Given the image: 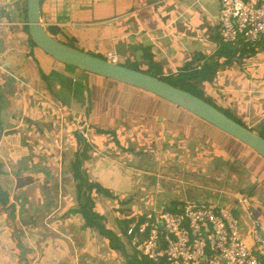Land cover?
Wrapping results in <instances>:
<instances>
[{
    "label": "crops",
    "instance_id": "1",
    "mask_svg": "<svg viewBox=\"0 0 264 264\" xmlns=\"http://www.w3.org/2000/svg\"><path fill=\"white\" fill-rule=\"evenodd\" d=\"M219 12V0L41 2L51 35L64 32L81 50L114 51L119 62L142 66L148 54L164 73L218 63L206 93L264 135V39L223 44ZM25 16L26 0H0V159L7 171L0 187L9 193L0 206V264H129L132 248L118 217L137 221L178 203L236 211V196H244L264 218L257 154L152 94L55 61L30 43ZM78 126H86L89 142ZM77 136L89 146L82 172L109 192L91 195L95 211L123 250L88 227L79 210L74 162L84 148Z\"/></svg>",
    "mask_w": 264,
    "mask_h": 264
},
{
    "label": "built area",
    "instance_id": "2",
    "mask_svg": "<svg viewBox=\"0 0 264 264\" xmlns=\"http://www.w3.org/2000/svg\"><path fill=\"white\" fill-rule=\"evenodd\" d=\"M219 1L223 44L264 39V2ZM103 55L119 63L114 51ZM77 132L89 142L86 126H78ZM235 202L237 215L215 202L187 204L177 211L154 208L143 214L142 223H131L125 235L139 257L153 264H264V218L247 197L236 196Z\"/></svg>",
    "mask_w": 264,
    "mask_h": 264
},
{
    "label": "water",
    "instance_id": "3",
    "mask_svg": "<svg viewBox=\"0 0 264 264\" xmlns=\"http://www.w3.org/2000/svg\"><path fill=\"white\" fill-rule=\"evenodd\" d=\"M41 2L26 0L28 37L39 50L61 64L142 90L175 105L240 142L264 160V137L228 117L210 103L157 77L59 41L51 35L42 20Z\"/></svg>",
    "mask_w": 264,
    "mask_h": 264
},
{
    "label": "trees",
    "instance_id": "4",
    "mask_svg": "<svg viewBox=\"0 0 264 264\" xmlns=\"http://www.w3.org/2000/svg\"><path fill=\"white\" fill-rule=\"evenodd\" d=\"M25 19L27 21L26 16H25ZM23 29L28 34L27 25L23 26ZM61 35H62L63 39L60 37V39H58V40L61 41L62 43L70 45V44L65 42V40L70 39V37L68 35H66L64 32H62ZM28 39H29L30 43H32V45H34L29 37H28ZM70 46H73V45H70ZM73 47H75V46H73ZM94 56L101 57L99 55H94ZM228 57L230 58V55H228ZM101 58H103V57H101ZM146 58H148L149 62L146 66L142 67L143 69L139 68L137 65H132L133 67H130V66H126L120 62H119V64H122L126 67H129V68H132L135 70L142 71L146 74L152 75V76L157 77V78H159L165 82H168L171 85H173L179 89L188 91L191 94L203 99L207 103H210L211 105L215 106L216 108H218L219 110L224 112L228 117L232 118L231 115L229 113H227L226 110H224L222 107H219L218 105H216L215 101L211 97H209L208 93H206V90L203 86L205 83L213 82L214 79L216 78L218 63H216L214 61H206L203 64V66H201L200 68H196L193 66V63L190 62V63H187L186 65H184L182 68L177 69L174 72L171 71V72L164 73L162 66L160 64H158L157 62H155L153 60L152 56L147 54ZM3 102H4L3 95L0 94V112L3 109ZM2 134H3V129H2L1 120H0V138H1ZM260 135L264 137L263 133H260ZM226 136H228V135H226ZM228 137H230V136H228ZM81 138L83 139L84 142L82 141ZM81 138H80V136H77V141L80 145H83L84 149H83L81 155H76L75 162H74V165L76 167V169L74 170V176H75L76 181L79 182V184L77 185L78 197H80V199L83 200V203H82L79 210H80V212H81V214H82V216H83L88 227L98 229L111 242V244H115V248L123 250V246H122L123 244H121L119 239H117L116 236L114 235V233L111 230H109L106 227V225H104L105 219L101 215H99L98 212L95 211V206H94V203L92 201L91 195L95 191L98 194H103V192H105V194H107V195H109V192L105 191L101 186L89 183L87 178H86L85 172H82V169H81L82 168V162H83V160H85L87 158V155H88L87 150H88L89 146L86 144V141L82 136H81ZM231 139L235 140L233 138H231ZM236 142H238V141H236ZM238 143H240V142H238ZM252 153H254V152L252 151ZM5 173H7V171L4 168V163L0 159V175L5 174ZM82 192H83V194H82ZM8 203H9V193L3 191L0 187V206L6 207L8 205ZM174 206H177V207H175L176 208L175 210L177 211V209L180 206V203L175 204ZM182 207H184V206H182ZM169 210L174 211L173 209H169ZM256 215H258V214L256 213ZM118 220H119L118 225L122 229L123 232H126L129 228V225L131 223L135 222V220L132 218L118 217ZM136 222L142 223L143 217L141 219L137 220ZM126 238H127V236H126ZM128 244H129V240H128ZM130 255H129L130 257L128 258L129 264H153L151 261H149L145 258L139 257L137 251L133 248H132V253Z\"/></svg>",
    "mask_w": 264,
    "mask_h": 264
},
{
    "label": "rangeland",
    "instance_id": "5",
    "mask_svg": "<svg viewBox=\"0 0 264 264\" xmlns=\"http://www.w3.org/2000/svg\"><path fill=\"white\" fill-rule=\"evenodd\" d=\"M52 33H55V34H57V31L56 30H50ZM62 38V37H61ZM63 39V38H62ZM65 42L66 43H68V44H70V45H73V46H75V47H79L76 43H75V41H73V40H70V39H66L65 40ZM81 46V45H80ZM87 52H89V53H91V54H93V55H99V56H101V57H105L103 54H95L93 51H87ZM120 63H122V64H124V65H126V66H130V67H133L132 65H137L139 68H141V69H143L142 67H144V66H142L139 62H132V61H130V60H121V62ZM135 63V64H134ZM81 73H84V72H82L81 71ZM217 105V104H216ZM225 110V109H224ZM227 113H229V112H227ZM241 145H243V144H241ZM145 148V150H149V149H147L146 147H144ZM249 150V149H248ZM252 152V150L251 151H249V153H251ZM240 158V157H239ZM258 158L261 160V162H263L264 163V161L262 160V158L258 155ZM241 159V158H240ZM242 160V159H241ZM246 171V173H248V171L249 170H245ZM198 205V204H197ZM222 205V204H221ZM222 206H225V205H222ZM7 207V206H6ZM167 210H169L170 208H166ZM9 212H10V215L11 216H15V213L17 212L14 208L12 209V210H9ZM263 214H264V212H263Z\"/></svg>",
    "mask_w": 264,
    "mask_h": 264
}]
</instances>
